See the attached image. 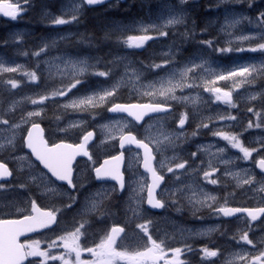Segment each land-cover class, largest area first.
I'll use <instances>...</instances> for the list:
<instances>
[{
    "label": "rangeland",
    "instance_id": "374dc122",
    "mask_svg": "<svg viewBox=\"0 0 264 264\" xmlns=\"http://www.w3.org/2000/svg\"><path fill=\"white\" fill-rule=\"evenodd\" d=\"M77 4H80V0H59L58 5L64 14L61 15V18L69 20L73 15L79 17L78 27H75V25L71 27L55 25L53 20L57 17L53 15L52 19L38 29V32L43 34V37L36 40L26 37L31 32L30 24L32 22L35 23L39 18L31 20V22H25V13L22 19L13 22L14 24H24L25 26L16 29L9 22L7 23V25H10L7 33V42L9 43H5V39L1 41L3 45L0 48L3 49H0V64H3L5 68L19 67V70L0 73V157L10 165L16 176L13 181L4 184L0 188V216L9 217L24 214L30 208V199H34L44 206H54L63 211L60 226L56 230L49 232V234L43 235V238L49 239L50 242L54 238L57 241V245H60L61 242L57 238L73 230L74 223L78 224L83 220L87 221L85 225L87 230L79 240L82 249L96 247L113 225H120L125 228V233L122 234V239L120 238L114 247H116L117 251L127 252L144 250L147 237L137 228V225L144 223L145 220H151L153 223L149 228V233L158 243L164 241L165 251L167 252L166 258L170 259L168 258L170 254L172 256L170 249H184L186 246H190V243H168L167 224L168 222L171 223V220L166 214L167 212L169 213L170 203L174 196H169L167 192L161 195L160 191L159 199L165 204L163 212L153 213L145 206L146 186L144 191H140V183L143 181L148 183V179L140 170L141 156L136 149L130 148L131 150L127 152L125 164L127 181L121 192H118L116 186L110 182L99 183L93 185L90 191L82 198L80 196L81 199L78 204L68 207L71 203L69 201L70 192H68L67 188H63L62 185L55 182V186L60 190L59 194L55 197L46 195L42 186H37L36 183L30 180L31 169L27 167L28 162L15 159V157L30 155L25 150L22 151L20 138H23L25 135L24 129L31 122L21 123V117H26L31 112L40 111L41 116L35 118L32 122L43 121L45 123L47 128L46 137L51 142L64 139L74 141L87 130L88 126L96 127L98 138L94 144V158H104L110 155L113 150H116L117 141L122 134V130L124 134L127 128H131L134 133L142 132V136L148 142L150 140L153 141L149 143L155 149L157 147L154 142L159 141L160 149L163 150L165 145L169 144L173 139V133L168 129L167 121H172L174 128H181L178 122L182 116L186 117V122L187 116H189L187 112L189 106L194 107L201 101L200 99L203 101L209 99L220 103V100L216 99V93L208 90L209 88H215L221 90V95L223 92H233L234 97H236L235 103H237L234 108L238 113H242L245 122H251L252 127L255 128V132L250 138L251 145L249 147L260 149L256 153L264 156V148H261L260 144L261 141H264V72L260 74L253 73V76L248 77L247 80L242 77L227 80L216 79L217 75H226L228 71L238 70V66L242 65L243 61L238 60L237 55H240L242 59L249 58L248 65L244 64L245 66H259L264 63V52L233 50L222 54L213 50L220 48L249 49L256 47L259 43H264V40L259 39L260 29L256 24L259 13L264 12V0H244L243 3H237L235 0H224V2H221V0H187V3L183 5H180L179 0H128L123 3L110 1L99 8H95L99 15L98 28L104 34L102 39L111 42V46H103L104 52L107 54L105 57L97 55L93 51L92 45L87 39L88 35H85L84 32L86 29L84 17L87 8L84 4L79 12H74L73 8ZM45 6L44 0H35L31 7H36L38 12H41L39 9L45 8ZM190 8L194 10L193 14L189 13ZM181 11L184 15V23L163 26L170 18V13ZM241 16L249 19L241 20L235 26H226L230 21ZM87 17L88 19L94 18V11L90 12ZM249 20L252 22L250 23ZM143 28H148L149 30L142 31L141 29ZM161 32L167 33V35H161ZM75 34L79 37L80 43L78 44L73 43V39H67ZM140 35H148L153 38L146 41L141 48L128 47L124 43L128 36ZM106 36H112L113 41H110ZM242 37H251V39L244 40ZM53 40L56 41L55 44L52 43ZM174 40L178 41L174 43ZM209 40L213 41L211 48L202 43ZM181 41L182 44L179 46L178 44ZM186 47L191 48L190 52L181 55ZM41 48L45 49L42 53H40ZM83 50H88L90 53L79 52ZM13 52L16 55H21L22 59L16 60V57L12 54ZM35 53H40V55L37 56ZM195 53L202 59L203 64L202 71L196 75L203 84V93L198 96L195 93L183 91V88H186L195 80H189L191 70L197 64H200V61H195ZM202 53H205V55H201ZM234 58L237 59V62H233ZM173 59L175 60L173 61ZM70 60H86L89 65L87 74L80 77L86 80V83L78 85L66 96H55L53 95L55 90L70 87V83L74 82L72 79L74 70L69 64ZM152 65H162V67L156 68L152 67ZM184 71H187V75L182 78L181 73ZM33 72L37 77L36 80L29 79L27 75V73ZM97 72L110 74L105 77L92 74ZM258 72H260L259 68ZM11 80L17 82V88L13 89L11 87L9 83ZM169 81L172 84L180 83L183 86L175 87L174 91L167 95H161L162 90L171 86L168 83ZM117 82H119V85L116 94L104 101L96 100L94 107L89 105L86 108L77 110H73L71 107L67 109L63 107V105L69 104L71 101L93 95V93L103 95L102 89L111 90L112 86L117 84ZM244 85H247V87L241 91L240 89ZM40 96H47L48 99L44 100L42 104L33 106L31 101H39ZM116 96L122 98L123 102L151 101L165 104L174 103L177 105V113L170 117H153L146 120L143 125H139L127 116L113 115L108 112L109 106L118 103L116 102ZM253 96H255V99H251ZM238 102L244 103L246 106H242ZM49 108H51V113L45 114ZM16 109H18L17 112H15ZM249 109L253 111H249ZM72 112L84 114L86 117H72ZM220 113L223 114L224 111ZM57 117H59V120H57ZM13 120H15L13 123L3 126L5 125L3 121L10 122ZM74 122H79L78 126L69 127ZM12 125H20V127L14 128ZM246 126L242 125V128H238L239 131L245 130ZM60 129H65V131H60ZM167 134H170V137L165 140L164 136ZM13 135L15 136L14 148L9 143ZM177 137H184V130ZM239 140L243 145L247 146V140H244V142L241 139V135H239ZM200 148L206 154L209 162L216 159L218 163L226 164L224 162L227 160H225L224 154L220 149L212 148L211 146L204 147L203 145ZM30 159L34 168L44 171L32 157ZM161 160L165 162L164 172H167V167L175 168V165L179 164L175 162L171 166V163L175 160L173 154L162 155ZM22 164L24 165L23 167L21 166ZM231 172L233 176L236 174L230 170ZM237 173L239 175H236L238 179L235 190L239 193V202L244 203L247 200L252 203H258L262 201L264 195L258 189L264 183V180L257 177L252 168L240 167ZM91 175H93L92 160L88 164H82L79 183H84V185L81 186L78 193L89 188L87 186L90 184ZM249 178H254L255 182L252 184L244 183ZM22 184L26 186L20 187ZM186 185L189 186V183ZM191 186L193 191H186L184 193L185 196L195 194L197 198L203 200V194L207 193L203 189H201L200 193V190L195 185L192 184ZM114 188L116 191H112ZM162 189L175 190L176 187L166 185ZM101 190H105L107 194L100 206L93 209L90 203L91 197ZM115 192H117L116 194L119 198H113L110 203L109 195ZM176 196L180 195L177 194ZM209 196L214 197L213 194H209ZM137 197H143L138 209L139 218L133 216L131 211H128L130 206L136 205ZM58 200L61 201L60 206L57 205ZM81 200H83V205L80 203ZM212 202V199H208L204 203H195V201L190 203L188 199H182L180 200V206L175 207V211L178 213L180 209H185L184 206L190 204H195L197 208L206 206L211 209ZM73 207L77 208L74 209ZM110 210H113V213ZM209 217L218 218L219 216L212 213ZM100 219H104L105 223H99ZM214 227L215 225L195 232L194 237L204 238L203 236H207V232ZM242 229H247L251 232L255 231L253 236L249 235V239L255 240L254 244L256 247H243V249L239 247V250L223 252L221 264H226V261L229 260L233 264H241L239 260L233 259L236 253L246 251L256 255L259 251L264 250V228L259 224H254L249 230L248 222H245ZM157 230H159L158 233H156ZM176 232H187L184 234L186 239V236L189 235V228L183 225ZM41 237L27 238L25 243L36 240L40 241V250H48L51 255L59 256L65 253L62 246L49 249V244L44 245L45 242ZM136 239L140 247L136 244H133V246L139 248H134L130 245ZM191 249L193 250V247ZM202 249V247L197 249V252L201 256V264H204L206 259ZM192 250L182 251L181 254H188L190 257L193 255ZM36 258L38 257H34L32 261ZM65 258L75 264L74 253L71 256L66 255ZM80 259L82 261H92L94 257L87 251H81ZM53 263L63 264V261L57 259ZM116 263L126 264V261H117ZM160 264H163V261Z\"/></svg>",
    "mask_w": 264,
    "mask_h": 264
},
{
    "label": "snow or ice",
    "instance_id": "6c2138e0",
    "mask_svg": "<svg viewBox=\"0 0 264 264\" xmlns=\"http://www.w3.org/2000/svg\"><path fill=\"white\" fill-rule=\"evenodd\" d=\"M25 4L28 3V0H24ZM104 0H80V4H77L74 8V12H79L82 5H95L99 3H103ZM224 2V0H221ZM237 3H243L244 0H235ZM180 5L187 3V0H179ZM22 6L19 4V0L17 3H6L0 4V13H3L5 17H9L15 20L18 14L22 11ZM249 19L247 17H239L230 21L226 26H235L240 23L241 20ZM78 21V16L73 15L71 20H66L63 18H56L53 20L55 25H63L66 23H72ZM251 23L252 21L249 20ZM184 23V15L183 12L170 13V18L165 22L163 26H173L177 24ZM256 24L260 29L259 39L264 40V12L259 13V17L256 20ZM142 31H148V28L141 29ZM161 35H167V33L161 32ZM63 38V37H62ZM153 37L148 35H140V36H128L124 41L128 47L141 48L144 46L145 42L152 39ZM244 40H250L251 37H242ZM56 43L55 40L52 42ZM211 48L213 41H204L202 42ZM219 53H228L233 50L235 51H251V52H264V43H259L256 47H252L249 49H232V48H220L213 49ZM45 49L41 48L40 53L44 52ZM40 53H35V55L39 56ZM72 69L74 70L72 73L73 83H70V87L64 89H57L54 91L53 95L63 97L66 96L72 89L77 88L78 85H82L86 83V80L81 79L80 77L87 74V68L89 65L86 60H78V61H69ZM197 66V67H201ZM152 67L160 68L162 65H152ZM258 68L260 72H258ZM19 70L17 68H5L3 64H0V73L3 72H16ZM264 72V63L261 65H239L238 70L228 71L226 75H217V80H227L235 77H242L247 80L248 77H252L253 73H262ZM93 75L98 76H108L110 73L107 72H97L92 73ZM29 79L36 80L37 77L35 73H27ZM187 75V71L181 73V77ZM11 87L13 89L17 88V82L15 80L9 81ZM171 86L167 89L161 91V95H167L168 93L174 91L175 87L183 86L180 83L172 84L171 81L168 82ZM214 83V82H213ZM118 85L114 84L111 90L102 89L103 95H98L93 93V95L85 96L83 98H78V100L71 101L69 104L63 105L65 109L68 107L73 108V110L86 108L87 106H95V101L100 100L104 101L109 97H113L118 90ZM209 91H213L216 93V99L221 100L226 104H230L233 107L235 106L231 100L230 92H223L221 95L220 89L209 88ZM48 99L47 96H40L39 101L32 100L31 103L33 105L42 104L44 100ZM251 99H255V96L251 97ZM112 113H128L129 116L135 118L136 121H140L143 119L144 115L148 113H167V109L162 104H113V106L109 109ZM249 111H253L249 109ZM41 116L40 111L28 113L26 117H21V123H29L31 122V128L27 130V137L25 138V146L31 150L30 155L15 157L18 161H27V167L31 169L30 172V180L37 184V186H42L44 193L46 195H50L55 197L59 194L60 190L55 186V181L67 182V185L75 189L77 184L73 183V161L76 159L78 155L87 156L91 160V156L89 155L86 144L93 138V132H87L86 135L83 136L82 142L79 144H69V143H52L51 145L47 140L44 139V130L41 128L39 123L32 122L35 118ZM230 119H236L235 117H229ZM185 116H182L179 123L181 128L185 124ZM220 119H226V117L221 116ZM59 120V117H57ZM3 123L7 124L8 121H3ZM79 122H74L69 125V127L78 126ZM14 128H19L20 125H12ZM107 127V126H105ZM198 127H208L207 124H202ZM248 127H252L251 122H249ZM259 127V125H257ZM60 131H65V129H60ZM195 135V133H193ZM215 136H220L224 140L228 141V143L232 146V148L239 149L243 153L242 159L248 160L251 158L253 152H258L260 149L245 147L242 142L239 140L238 135L228 134L223 131H216L213 133ZM170 134L164 136L165 140H168ZM150 143L153 141L150 140ZM9 143L15 147V136L9 140ZM120 143V154L117 156H112L109 159L104 160V163L99 167L94 166L95 176L97 180H103L106 178H110L115 180L119 184L120 190H123L125 187L123 173L120 171V165L124 161V151L125 145L135 144L137 149H143V168L146 173L151 174V183L148 184L147 181H143L140 183V191H147V204L152 206L153 208H161L164 206L161 200L156 199L157 189L161 188L162 183L164 182L165 176L159 174L157 169L153 167V160L155 156L153 155V149L149 147V143H145L144 139H137L136 136L132 135V129L127 128L126 134H122L119 138ZM156 144L157 150L160 149L159 141L154 142ZM261 148H264V141L260 142ZM198 150H200L198 148ZM223 151V150H221ZM193 156L196 153L192 154ZM34 156L35 160L39 162V164L43 165V168L47 171L44 172L40 169H36L33 167V163L31 162L30 157ZM139 159V156H138ZM159 168L163 170L165 168V162L163 160L159 161ZM179 163L175 165V169H185V164ZM224 163H228L225 161ZM261 170H264V158H261L256 162ZM24 166L23 164L21 165ZM51 174L49 176L48 174ZM167 173L174 174L173 167H167ZM11 171L7 168V164L0 162V177L11 176ZM235 175H239L236 173ZM54 177L55 181L51 178ZM204 178H209V173H204ZM254 178H249L244 181V183L252 184L254 183ZM211 183L215 184L217 181L212 180ZM26 185L22 184L20 187H25ZM3 187V185H0ZM112 191H116V189H112ZM186 191H193L192 186H186L184 188H177L175 190L161 189V195L164 192H167L169 196H175L177 194L183 195ZM260 192H264V183L261 184V187L258 189ZM106 191L101 190L93 194L91 197L93 203L91 207L93 209L100 206L104 197L106 196ZM203 200L197 198L195 194L191 196H186L185 198L189 200V202L195 201V203H204L208 199L215 200V197H211L208 194H203ZM72 203H76V197H70ZM143 201V197H137V203L135 206H130L128 211L133 213V216H138V209L140 207V202ZM31 204V215H25L23 219H0V264H23V262L28 257H43L42 261H38L37 264H47L48 260H62L63 264H72L69 259H66L65 256H71V254H75V264H116L117 261H126V264H160L163 261V264H187L186 261L180 259L182 251H191L190 246H186L184 249L175 248L170 249L172 253V258L167 259V252L165 251L164 241H160L159 243L152 238V235L149 233V228L152 226L151 220H145L144 223L138 224L137 228L147 237V243L144 245V250L140 251H117L116 245L117 238L121 237V233H125V228L120 227L118 225H113L111 230L106 232L105 236L101 239L100 243L96 245L94 248H84L82 249L79 243L80 237L85 234L87 221H81L78 224L74 223L73 230L66 232L63 236L58 237L57 239L61 242L60 245H57V241L53 240L49 243L48 248L51 249L53 247L62 246L65 250L64 254L59 256H54L50 254L48 250H40L39 244L40 241H30L27 243H20L19 237L24 233L34 232L37 229L49 228L53 224H58L60 221L58 220V213L61 212L60 208L52 207L49 210H42L36 203L34 199H30ZM71 207V205H68ZM235 213H247L252 220H256L259 214H264V207L256 208V209H248V208H229V207H219L215 209L214 214L223 216H232ZM250 230V229H249ZM211 231V229L209 230ZM122 239V238H121ZM239 240L243 241L247 245H252L255 248V244L253 240L249 239L248 231H244L240 236ZM243 249V246H241ZM81 251H87L92 254L94 259L92 261H82L80 259ZM205 258L207 257H216L221 253L218 250H209L208 248L202 249ZM234 260H239L241 264H264V250L259 251L258 254L252 255L247 253L246 251H242L240 253H236L233 257ZM29 264H32L29 261ZM226 264H233L231 260L226 261Z\"/></svg>",
    "mask_w": 264,
    "mask_h": 264
},
{
    "label": "flooded vegetation",
    "instance_id": "af4514ba",
    "mask_svg": "<svg viewBox=\"0 0 264 264\" xmlns=\"http://www.w3.org/2000/svg\"><path fill=\"white\" fill-rule=\"evenodd\" d=\"M7 1V0H6ZM46 3L45 8L39 9L41 12H38V9L36 7L32 8L31 6L35 3V0H28V3L25 4L24 0L19 1V4L22 6V11L18 14L17 18L15 20L13 19H8L5 18L2 14H0V19L5 20L3 22H8V21H16L19 19H22V17L25 15V13L31 9H34L33 12L37 14V17L39 20H37L35 23L32 22L30 24V29L35 33V34H40L39 36H29L27 38H32V40L39 39L40 37H43V34L38 32L39 28H42V25L47 23L48 20L52 19L53 15H55L57 18H61V15H64L60 8H59V0H44ZM7 2L10 3H17V0H8ZM47 8V10H46ZM92 12L91 10L85 11L86 15L84 17V20L86 19V16ZM71 20V19H69ZM78 21L72 22V23H66L63 25H60V27H71L74 26L76 27V24H78ZM86 22V20H85ZM49 39V38H48ZM68 40H71L72 37L67 38ZM195 47V45H194ZM192 47V48H194ZM191 48L186 47L184 49V52H180L181 55H185L190 52ZM70 51V50H69ZM190 55V54H189ZM201 55H205V53H202ZM199 62V61H197ZM202 64V60L199 62ZM203 67V64H202ZM203 93V89H202ZM231 93V100L235 106H237V103H235L236 97H234L233 92ZM210 96V95H208ZM201 101L197 103V105L189 106L188 107V114L187 120L185 124L183 125L182 128H174L172 125V121H167V124L169 125V131L172 132L174 129H180L181 131L184 130V137H177L178 135H181V131L176 134V138L178 139V144H181L178 152H172L169 147H171L172 141L169 144L165 145V148L163 150L153 146V151H154V164L155 168L157 169L159 174H162L165 176L162 188H164L166 185H170L172 187L177 188H184L186 187L187 183L191 186L192 184L197 187V189L200 190L203 189L205 193L213 194L215 197V200H213L211 204V209L208 207H199L195 204H190L187 206H184L185 209H180V212L175 211V207L180 206V200L186 199L185 194L180 195V196H174L172 197V201L170 203L171 207L169 209V213L167 212V216L171 220V223L168 222L167 224V230H168V243L173 244L176 242L180 243H186L189 242L190 246L193 247V255L188 256V254H181L180 259L183 261H186L187 264H201V256L198 254L197 249H201V247L208 248L209 250H218L221 254L216 256V257H207L205 258L204 264H221V259L223 252H228V251H234V250H239V247H253L252 245H247L243 241L239 240V236L244 232L248 231L247 229H242V226L245 222H248V227H250L254 224H259L262 228H264V215L260 218L258 221H252L249 218H247L245 215H239L235 216L233 218L225 217L223 214L218 215L219 217L212 218L209 217L212 213H214L215 209H218L219 207H257L261 208L264 207V199L258 203H252L251 201H245L244 203H240L239 199V193L237 190H235L236 183H237V176L232 174L231 171H234L237 173L239 171L240 167H247V168H252L254 169L256 176L264 180V174L259 172L256 169V162L259 161L261 158H264V156L258 155L256 152L252 153L251 158L248 160L242 159L243 153L236 148H232L230 144H228V141H226V147L223 150V154L225 157V160L228 161V163L223 164L221 162H217L216 159L211 160L210 162L207 159L206 154L203 152V150L200 148L201 145L204 147L206 146H211L212 148H217V146H213V143H208L206 139H200L199 135L201 133L207 134L210 132H216V131H226L228 134H235V135H241V139L247 140V146L244 145L245 147H249L250 144V138L255 132V128L253 127H248L249 122H245L242 113H238V111L230 104H226L223 101L220 100L219 102H216L214 100H209L206 99L205 101H210L211 102V108L212 109H196L197 107H204L206 104H202L204 102L202 99ZM240 103L242 106H246V104ZM169 106L171 107V111L166 114L162 115H157L154 117H170L174 116L177 113V105L174 103H168ZM205 108V107H204ZM224 111V113H220ZM205 114V115H204ZM218 114V116H216ZM226 117V119H220V117ZM229 117H235L236 119H230ZM153 118V117H148L144 119L143 123L140 125H143L146 120ZM202 124H207L208 127H198ZM178 125L180 123L178 122ZM240 125V127H239ZM242 125H247L245 130H240L238 128H242ZM95 127L89 126V129H93ZM86 130V131H87ZM195 133V135H193ZM137 137L139 139H145L142 136V132L136 133ZM174 135V133H173ZM216 140L218 142L223 141L224 139L220 136H215ZM81 136H79L76 140L75 143L79 141ZM245 142V141H244ZM94 144V143H93ZM89 146V155L91 156L92 160V171L94 170V166L98 167L102 158H94V145ZM198 148L200 150H198ZM250 148V147H249ZM221 150V149H220ZM138 151V150H137ZM140 153V151H138ZM117 153V149L113 150L110 155H107L105 157L111 156L113 154ZM196 153L195 156L192 154ZM166 154H173L175 156V160L171 163V166L177 163H184L185 164V169H175L174 168V174L173 173H167L164 172L159 168V161L161 160L162 155ZM104 157V158H105ZM88 159V160H86ZM86 159H78L75 161L73 165V183L77 184V187L75 189L70 188L68 192H70V197H76V203L73 204L72 200L69 198V201L72 205H76L79 203V200L87 194V192L90 191V189L93 187V185H96L93 175H91L90 179V184L87 186L89 187L85 191L78 193V191L81 189V186L84 185V183H79V174H80V169L82 167V164H88L90 159L87 157ZM141 164V162H140ZM85 166V165H84ZM207 172L209 173V178L205 179L204 178V173ZM178 173V174H176ZM212 180L217 181V183L213 184L211 183ZM103 184V183H102ZM65 186V185H64ZM117 192L111 193L109 195V198L114 195V198L118 197ZM264 193V192H262ZM264 195V194H263ZM81 196V198H80ZM187 200V199H186ZM163 202V201H162ZM81 205H83V200H81ZM165 205V204H164ZM76 209L75 207H73ZM183 225H186L189 228V235L186 236V233H178L176 232L177 229L182 227ZM215 225L214 228L211 229V231L207 232V236H203L204 238H197L195 236V232H198L200 230H203L207 227H211ZM159 230H157L156 233H158ZM255 234V231H248V235L253 236ZM160 237V236H159ZM208 237V238H206ZM185 239V240H184ZM120 239L117 240V242ZM184 240V241H183ZM255 243V240H253ZM133 244L139 245L137 242V239L130 243L132 247L134 248H139L137 246H133ZM245 245V246H244ZM256 247V246H255ZM188 256V257H187ZM172 258L171 254L170 257Z\"/></svg>",
    "mask_w": 264,
    "mask_h": 264
},
{
    "label": "bare ground",
    "instance_id": "6f19581e",
    "mask_svg": "<svg viewBox=\"0 0 264 264\" xmlns=\"http://www.w3.org/2000/svg\"><path fill=\"white\" fill-rule=\"evenodd\" d=\"M236 10V8H235ZM103 22V21H102ZM106 26V25H105ZM180 38V37H179ZM178 40H174L173 42H177ZM182 44V41L178 44L179 46H181ZM195 61H201L202 59L195 53ZM237 59L238 60H241L243 61L242 65H248V62H249V58H245V59H242L240 58V55H237ZM237 59L234 58L233 62H237ZM175 59H173L174 61ZM197 66H200V64H197L192 70L191 72L189 73V80L192 81L194 80L192 83H190L186 88H183V91H186V92H190V93H195L197 96L200 95L202 93V89H203V84L199 81L198 77L196 76L198 72H201L202 71V66L201 67H197ZM247 87V85H244V87H241V91L243 90V88L245 89ZM180 92V91H179ZM202 104H206V106H202V107H197L196 109L200 108V109H205V110H208V109H212L211 108V102L210 101H204L202 102ZM181 130L180 129H174L172 131V133H174L173 135V141H172V146L169 147V149L172 151V152H178L181 144H178V139L176 138V134L179 133ZM224 132H226L224 130ZM214 132H210V133H207V134H204V133H201V135H199V138L200 139H206L208 141V143H215L213 144V146H217L219 149L221 150H225L224 148L226 147V140H223V141H220L218 142L216 140V137L215 135H213ZM96 192V191H95ZM91 196V195H90ZM89 196V197H90ZM90 203L92 204V199L90 200ZM245 246V245H244Z\"/></svg>",
    "mask_w": 264,
    "mask_h": 264
},
{
    "label": "water",
    "instance_id": "95a60500",
    "mask_svg": "<svg viewBox=\"0 0 264 264\" xmlns=\"http://www.w3.org/2000/svg\"><path fill=\"white\" fill-rule=\"evenodd\" d=\"M108 1H111V0H104V2L103 3H99V4H95V5H91V6H99V5H102V4H104V3H106V2H108ZM120 1H125V0H120ZM0 4H5V3H3V2H0ZM88 7H91V6H89V5H87ZM129 104H151V103H129ZM125 105H127V104H125ZM112 107V106H111ZM110 107V108H111ZM167 110H169V107H167V106H164ZM125 114H127L128 115V113H125ZM154 114H158V113H148V114H146V115H144V117H143V119L145 118V117H147V116H149V115H154ZM132 119H134L135 120V118L134 117H132V116H130ZM142 119V120H143ZM142 120H140V121H137V122H141ZM133 135V134H132ZM26 137H27V135H26ZM25 137V138H26ZM93 137H94V135H93ZM83 139V138H82ZM82 139H81V142H82ZM92 140H93V138L90 140V141H88L87 142V144H86V149H87V146H88V144L90 143V142H92ZM80 142V143H81ZM130 146H133V147H136V145L135 144H131V145H125V148H127V147H130ZM26 147V146H25ZM150 147V146H149ZM137 148V147H136ZM26 149L27 150H29L30 152H31V150L30 149H28L27 147H26ZM119 149H120V143H119ZM121 150V149H120ZM141 150V152H142V158H143V149H140ZM120 154V153H119ZM118 154V155H119ZM77 157H83V155H78ZM76 157V158H77ZM107 159H109V158H107ZM106 160V159H105ZM154 161V160H153ZM104 163V160L102 161V163L101 164H103ZM100 164V165H101ZM123 165H124V161H123V163H121V165H120V171L123 173ZM153 167H154V165H153ZM7 168H8V166H7ZM9 169V168H8ZM141 169L143 170V171H145V169L143 168V160H142V164H141ZM257 169L258 170H260L261 172H263L264 173V170H261L260 168H259V166H258V164H257ZM10 170V169H9ZM146 172V171H145ZM148 174V179H149V184L151 183V174L150 173H147ZM12 176V175H11ZM11 176H4V177H0V182L1 181H8V180H10L11 179ZM94 176H95V171H94ZM123 177H124V174H123ZM95 178H96V176H95ZM97 180V179H96ZM105 180H108V181H113V182H115L117 185H118V187H119V184L115 181V180H112V179H110V178H106V179H103V180H97V181H105ZM120 189V188H119ZM160 189V188H159ZM159 189H157V192H158V190ZM156 199H158L157 198V195H156ZM145 204H146V207L147 208H149L150 210H152V211H159V210H161V208H153L152 206H150V205H148L147 204V191H146V201H145ZM237 214H241V213H235V214H233L232 216H234V215H237ZM247 214V213H246ZM262 214H259L258 215V217H257V219H259V217L261 216ZM232 216H230V217H232ZM23 217L24 216H22V217H20V218H7V219H23ZM249 217V216H248ZM251 218V217H250ZM55 224H53V225H51L49 228H52L53 226H54ZM49 228H43V229H37L36 231H34V232H30V233H24L23 235H21L20 237H19V242H20V239L21 238H24V237H26V236H29V235H32V234H34L35 232H41V231H43V230H46V229H49ZM122 234V233H121ZM119 238V237H118ZM117 238V239H118ZM26 261H27V259L23 262V264H25L26 263Z\"/></svg>",
    "mask_w": 264,
    "mask_h": 264
},
{
    "label": "trees",
    "instance_id": "16d2710c",
    "mask_svg": "<svg viewBox=\"0 0 264 264\" xmlns=\"http://www.w3.org/2000/svg\"><path fill=\"white\" fill-rule=\"evenodd\" d=\"M94 16H95L94 18H90L87 20L88 21L87 22V29H89V30L86 31V35H88L90 37V41L92 42V46L94 48L97 47V51H99L100 55L102 57H105V55H107V54L104 52V49L100 46L101 45L111 46V42L102 39V36H104V34H102V32L98 28L99 27L98 26L99 25V15H98L97 9H94ZM29 19L30 20H36L37 18L30 15ZM106 37H108V36H106ZM108 39H110V41H113L112 36H109ZM116 97H117L116 98L117 101L122 100V98H118V96H116ZM49 113H51V108H49V111L46 114H49ZM0 185H3V184H0ZM110 211H111V213H113V210H110ZM43 259H44L43 257H38L34 261H31V262H32V264H37L38 261H42ZM53 262H54V260H52V261L48 260L47 264H54ZM27 264H29V262Z\"/></svg>",
    "mask_w": 264,
    "mask_h": 264
}]
</instances>
